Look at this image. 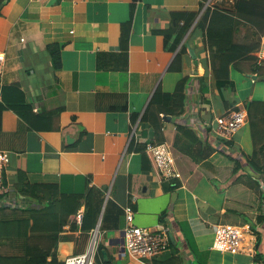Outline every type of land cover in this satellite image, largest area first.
I'll return each mask as SVG.
<instances>
[{
  "label": "crops",
  "instance_id": "crops-1",
  "mask_svg": "<svg viewBox=\"0 0 264 264\" xmlns=\"http://www.w3.org/2000/svg\"><path fill=\"white\" fill-rule=\"evenodd\" d=\"M133 1L10 0L1 7L0 51L6 53V62L0 88L20 84L36 113L62 108L56 119L60 129L51 131L29 128L13 110L3 112L0 152L7 151L11 157L5 171L7 184L14 191L17 175L23 171L33 183L59 184L63 193L93 190L96 226L85 233L67 225L58 243L61 260L88 251L96 237L99 264H149L124 252L125 207L132 204L136 225L171 227V244L176 247L166 255L177 252L180 264H264V221H254L259 205L264 213L262 193L244 181L231 185L239 173L246 174L242 179L246 180L253 171L245 166L244 172L231 177L232 167L217 157L218 151L229 157L252 154L250 125L247 122L233 136L232 146L214 130L218 117L246 107L252 99L264 100V87L258 85L264 79L251 73L252 65L246 61L240 68L231 67L230 80L217 79L206 66L209 51L204 38H189L190 32L182 42L189 49L182 71L170 69L176 52L165 48L164 37L154 30L168 28L173 11H199L201 0L137 1L124 47L123 24L131 17ZM235 1L211 0L210 6L233 8ZM248 29L243 27L241 35ZM263 32L259 30L258 38ZM53 43L63 46L61 69H54L47 48ZM242 75L252 78L253 88L241 87ZM183 76L191 78L186 111L179 118L164 117L163 125L177 176L163 181L154 161L151 170H145L144 155L136 147L155 138L152 126L142 120L154 93L158 87L173 92ZM133 114L138 115L135 120ZM179 122L194 130L201 143L179 134ZM211 177L218 183L213 184ZM166 184L175 186L166 188ZM13 202L24 207L35 204L16 193L0 200L11 206ZM225 206L233 210L229 216L242 222L234 213L244 215L254 224L253 251L213 248ZM3 250L23 254L26 246L6 241L0 244Z\"/></svg>",
  "mask_w": 264,
  "mask_h": 264
},
{
  "label": "trees",
  "instance_id": "trees-1",
  "mask_svg": "<svg viewBox=\"0 0 264 264\" xmlns=\"http://www.w3.org/2000/svg\"><path fill=\"white\" fill-rule=\"evenodd\" d=\"M8 1L10 0H0V13L1 7ZM137 1L139 0L133 1L131 17L123 24L122 44L124 47H127L128 44ZM207 2L208 0H201L200 10L206 6ZM200 10L173 11L168 28L154 30L155 33L164 37L165 48L176 52L170 69L182 71L183 56L189 53L188 43L182 44V42L190 32L189 38H196L199 35L204 38L209 51V60L206 62V66L213 71L217 79L230 80L231 67L240 68L239 65L244 61L251 63V73H256L264 79V63L259 64L256 57V51L260 45L258 32L264 30V0H236L233 8H223L221 5H215L212 8L208 5L199 21L194 25ZM242 22L249 23L251 26L240 25ZM243 27L249 29L244 35H241ZM62 47L60 43L47 46L53 59L54 69L62 67ZM190 81V76H183L173 92H165L162 87H158L154 93L149 107L142 117L143 122H148L154 130L155 138L152 142H165L163 135L165 116L179 118L185 113L186 89ZM246 108L254 149L252 154L241 152L237 157L230 155L233 162L230 172L232 177L246 166L253 173H247L246 180H242L246 174L239 173L231 185L244 181L255 191L260 190L263 199L264 192L261 190L260 181L264 180V100L252 99L246 104ZM7 109L13 110L31 129L38 131L60 129L56 119L59 118L62 108L36 113L20 84H11L0 88V130L2 129L3 112ZM137 116V114H133L132 118L135 120ZM177 130L179 134L186 136L194 144L201 143L196 132L184 123L179 122ZM227 143L233 145L232 140L226 141ZM146 146L147 143L135 147L144 155L145 170H151L154 160ZM211 179L214 178L211 177ZM169 184H166V188L175 186H169ZM12 192L18 196L30 198L35 204L25 207L17 206V202H13L12 206L11 204H0V244L6 241H20L26 246V251L23 254L0 252V264H64L67 257L71 255L61 260L58 256V243L64 238L62 233L66 231V226L70 225L72 231L81 229L85 233H89L96 226L94 196L91 188L85 193H63L59 184L33 183L25 172L19 171L15 189ZM8 197L9 194L0 195V200L7 201ZM83 206V219L81 223H78L77 216ZM261 207L259 205L260 214L254 220L255 224L264 221ZM232 212L233 210L227 209L225 206L220 223H224V220L229 218L231 222L226 223L253 227L252 229L255 231V226L249 222V219L242 217L244 215L234 213L235 216L243 218V221L240 222L229 216L228 213ZM171 247H176V245L171 244L167 250L155 256L143 258V260L149 264H180L181 257L177 252L172 254L169 252V255H166ZM159 258L160 260H158Z\"/></svg>",
  "mask_w": 264,
  "mask_h": 264
},
{
  "label": "built area",
  "instance_id": "built-area-1",
  "mask_svg": "<svg viewBox=\"0 0 264 264\" xmlns=\"http://www.w3.org/2000/svg\"><path fill=\"white\" fill-rule=\"evenodd\" d=\"M259 64L264 63V32L260 36V45L256 51ZM6 62V53L0 51V85L2 84L3 66ZM248 122L247 108L233 109L217 118L215 124L216 134L224 141L232 140L233 136ZM152 156L156 168L163 181H169L177 176L176 159L171 145L167 142H148L146 146ZM10 153L0 152V195L9 194L12 189L5 181V171L10 163ZM264 187V181H260ZM9 198V197H8ZM127 226L124 228V252L134 258L142 259L155 256L169 248L171 245L172 229L163 226L161 229L141 227L134 223L135 210L132 204L125 207ZM83 210L78 213L77 221L81 223ZM255 231L249 226H240L228 223H219L215 230L213 248L220 251H253L255 248ZM98 241L92 240L88 251L74 254L65 260L64 264H99L96 255Z\"/></svg>",
  "mask_w": 264,
  "mask_h": 264
},
{
  "label": "rangeland",
  "instance_id": "rangeland-1",
  "mask_svg": "<svg viewBox=\"0 0 264 264\" xmlns=\"http://www.w3.org/2000/svg\"><path fill=\"white\" fill-rule=\"evenodd\" d=\"M3 52V51H2ZM5 66V65H4ZM4 66H3V71H4ZM245 81L247 82V83H245ZM258 85H259V87H264V81H258ZM253 81H252V78L251 77H247V76H243L242 75V86L241 87H244L245 89H246V87H248L249 89L252 87L253 88ZM256 95L258 96V95H260V89H258L257 90V92H256ZM218 153V155H217V157L218 158H220V159H222V161H224V163L227 165V166H229V167H231V165H232V160L230 159V157H229V155L227 154V153H223V152H220V151H218L217 152ZM235 156H236V154H235ZM11 158V157H10ZM211 181H212V183L213 184H217L218 182L216 181V180H212L211 179ZM11 196H13V192L11 191L10 193H9V197H11ZM21 198H24V197H22L21 196ZM226 222H231V220H229V218H227V220H224V223H226ZM1 252H4V253H6L4 250L3 251H1Z\"/></svg>",
  "mask_w": 264,
  "mask_h": 264
},
{
  "label": "water",
  "instance_id": "water-1",
  "mask_svg": "<svg viewBox=\"0 0 264 264\" xmlns=\"http://www.w3.org/2000/svg\"><path fill=\"white\" fill-rule=\"evenodd\" d=\"M190 53H191V55H194V50L190 49ZM253 77H256V76L254 75ZM165 119L169 120V119H171V116H165ZM171 238H172V240H174L173 236H171ZM105 254H106V252H105Z\"/></svg>",
  "mask_w": 264,
  "mask_h": 264
},
{
  "label": "clouds",
  "instance_id": "clouds-1",
  "mask_svg": "<svg viewBox=\"0 0 264 264\" xmlns=\"http://www.w3.org/2000/svg\"><path fill=\"white\" fill-rule=\"evenodd\" d=\"M210 2H211V0H208V2H207V6L210 5ZM95 238H96V237H95ZM96 239H97V238H96ZM98 247H99V246H98Z\"/></svg>",
  "mask_w": 264,
  "mask_h": 264
}]
</instances>
